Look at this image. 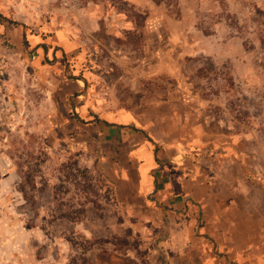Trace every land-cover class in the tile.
Segmentation results:
<instances>
[{
  "label": "rangeland",
  "instance_id": "1",
  "mask_svg": "<svg viewBox=\"0 0 264 264\" xmlns=\"http://www.w3.org/2000/svg\"><path fill=\"white\" fill-rule=\"evenodd\" d=\"M73 107L198 140L219 195L264 217V0H0V264H162Z\"/></svg>",
  "mask_w": 264,
  "mask_h": 264
},
{
  "label": "crops",
  "instance_id": "2",
  "mask_svg": "<svg viewBox=\"0 0 264 264\" xmlns=\"http://www.w3.org/2000/svg\"><path fill=\"white\" fill-rule=\"evenodd\" d=\"M127 113L78 120L105 129V143L116 144L117 163L126 166L117 173L132 172L122 175L128 188L122 203L143 221L162 264H264L263 214L253 212L246 198L219 195L200 163L203 145H164Z\"/></svg>",
  "mask_w": 264,
  "mask_h": 264
},
{
  "label": "trees",
  "instance_id": "3",
  "mask_svg": "<svg viewBox=\"0 0 264 264\" xmlns=\"http://www.w3.org/2000/svg\"><path fill=\"white\" fill-rule=\"evenodd\" d=\"M155 1V3H157V4H160V3H162L163 1H165V0H154Z\"/></svg>",
  "mask_w": 264,
  "mask_h": 264
}]
</instances>
